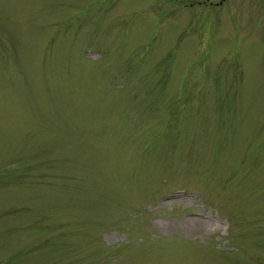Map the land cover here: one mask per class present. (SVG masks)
<instances>
[{"label":"rangeland","instance_id":"rangeland-1","mask_svg":"<svg viewBox=\"0 0 264 264\" xmlns=\"http://www.w3.org/2000/svg\"><path fill=\"white\" fill-rule=\"evenodd\" d=\"M0 264H264V0H0Z\"/></svg>","mask_w":264,"mask_h":264},{"label":"bare ground","instance_id":"bare-ground-1","mask_svg":"<svg viewBox=\"0 0 264 264\" xmlns=\"http://www.w3.org/2000/svg\"><path fill=\"white\" fill-rule=\"evenodd\" d=\"M197 217L200 218V215H196V216H193V217H191V218L183 219V220L181 221V228H182L183 230H187V229H188L187 227H190V226H189L190 224L197 223V221L200 222V219L197 218ZM194 218H195V219H194Z\"/></svg>","mask_w":264,"mask_h":264}]
</instances>
